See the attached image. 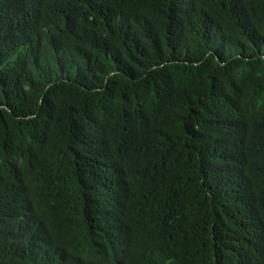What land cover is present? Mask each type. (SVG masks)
Wrapping results in <instances>:
<instances>
[{
    "label": "trees",
    "instance_id": "16d2710c",
    "mask_svg": "<svg viewBox=\"0 0 264 264\" xmlns=\"http://www.w3.org/2000/svg\"><path fill=\"white\" fill-rule=\"evenodd\" d=\"M0 264H264V0H0Z\"/></svg>",
    "mask_w": 264,
    "mask_h": 264
}]
</instances>
